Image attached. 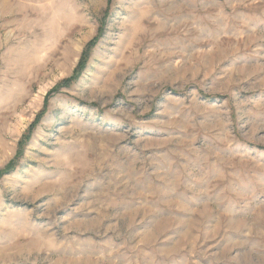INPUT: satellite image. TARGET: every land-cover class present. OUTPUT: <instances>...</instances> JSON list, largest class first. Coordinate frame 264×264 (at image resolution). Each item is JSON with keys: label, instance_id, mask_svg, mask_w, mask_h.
Returning a JSON list of instances; mask_svg holds the SVG:
<instances>
[{"label": "rangeland", "instance_id": "374dc122", "mask_svg": "<svg viewBox=\"0 0 264 264\" xmlns=\"http://www.w3.org/2000/svg\"><path fill=\"white\" fill-rule=\"evenodd\" d=\"M0 264H264V0H0Z\"/></svg>", "mask_w": 264, "mask_h": 264}]
</instances>
